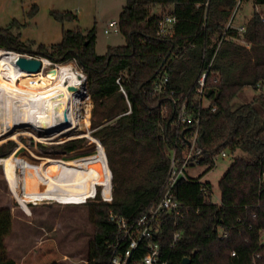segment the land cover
I'll use <instances>...</instances> for the list:
<instances>
[{
	"label": "trees",
	"instance_id": "16d2710c",
	"mask_svg": "<svg viewBox=\"0 0 264 264\" xmlns=\"http://www.w3.org/2000/svg\"><path fill=\"white\" fill-rule=\"evenodd\" d=\"M252 3L262 11H253L243 24L245 30L239 33L233 27L226 29L235 0H126L117 20L126 42L108 46L105 54L95 52L94 25L86 30L62 29L61 40L51 44L22 40L19 30L25 22L15 18L0 27V48L39 55L52 62L74 60L85 75L94 137L88 136L95 152L84 158L106 165L95 195L88 198L108 201L112 184L110 202L90 203L87 208L93 233L86 264L109 263L110 244L118 234L116 224L108 218L109 210L133 219L158 197L176 138L171 124L175 118L172 99L193 91L206 69L204 96L208 106L201 110L199 122L201 164L210 170L214 155L223 149L232 156L218 182L220 202L211 200L208 182L199 177L181 178L174 195L183 215L165 216L162 232L155 240L168 264H182L184 257L190 258L189 264H254L253 257L256 264H264V243L259 241V230L264 229V0ZM155 6L161 7L163 14L151 12ZM36 12L37 5L32 4L26 15L31 17ZM50 14L62 23L77 19L68 10H52ZM165 15L176 19L170 36L158 33V22ZM225 29L228 36L220 41ZM163 70L169 76L171 94L153 90ZM244 87L258 92L250 101L234 106V98ZM188 95L191 98L192 94ZM2 138L0 134V142ZM78 141L66 142L63 150H73ZM13 146L12 142L0 146V156L8 155ZM1 164L20 205L31 202L19 197L20 189L9 169L13 164ZM12 219L10 207H1L0 264H18L9 255L5 241ZM221 228L228 233L226 238H221ZM175 231L181 236L170 247ZM44 240L30 250L37 252ZM232 251L235 256H231Z\"/></svg>",
	"mask_w": 264,
	"mask_h": 264
},
{
	"label": "rangeland",
	"instance_id": "374dc122",
	"mask_svg": "<svg viewBox=\"0 0 264 264\" xmlns=\"http://www.w3.org/2000/svg\"><path fill=\"white\" fill-rule=\"evenodd\" d=\"M54 1L56 7H64L68 9V11L75 13L77 19L80 16V10L78 9L79 7L81 8L82 14L81 18H79L80 20L78 21L76 19L73 22H68L69 24H74L69 27L73 29L79 27L86 30L94 25V49L97 54H105L108 46L125 44L126 40L124 35L119 31H113L109 23L118 20L119 13L125 5L126 0H85V2L81 1L80 4L78 0ZM10 5H12L11 12L8 13H18V0H0V25L2 27L7 25L5 24L7 16L3 13L2 9L3 7L6 9V7L8 8ZM253 11L261 12L262 9L258 6L254 7L252 0H242L237 9L232 12V24L236 26L244 24ZM151 12L163 14L162 8L158 6L152 7ZM12 19L13 18H9V21L7 20L8 23H10ZM106 27H109L108 33L104 32ZM15 52L19 53V55L28 57L45 58L27 52ZM57 65H67L83 77L82 84L76 91L81 93L85 92L86 94L83 99L81 98L78 102L75 111L79 116L88 114L89 124L86 131H84L81 136L63 139L41 138L37 140L34 136L24 133L19 134L16 139L5 137L2 138L4 141L0 142V146L10 144L11 142L14 146L8 155L0 156V159L8 156L10 157L12 153H16V160L23 157L37 164L43 161L42 158L44 157L73 160L94 154L95 146L90 138V136L94 137L91 134L93 129L90 125L92 101L86 89L85 75L74 60L65 62L50 61L44 71ZM34 79L38 80L39 77L34 76ZM257 92V90L251 87H244L234 98L233 105L237 106L241 103L250 101ZM34 133L43 136V132L34 131ZM89 134L90 136H88ZM70 140H79L78 146L73 150L64 151L62 146ZM9 157L8 161L13 164V167L10 165L9 169L11 175L15 178L16 186L20 189L19 197L21 200L27 201L22 196L21 187L16 181V177L21 175L19 173L20 171L17 169L15 161L10 160ZM231 161L232 156L229 154L224 158L218 156L215 159L214 166L210 170L206 171V166L202 164L189 167L187 173L191 177H199L200 181L208 182L213 189L211 200L214 203H219L220 190L218 182ZM99 202L108 201L87 198L86 201L78 204L60 203L55 200L43 199L35 202H28L26 205L22 206L12 194V188L6 178L3 165L0 163V208L4 206L10 207L13 215L12 230L5 241L9 255L18 261L19 264H86L85 258L88 251V240L93 233V225L90 222L87 208L90 203ZM44 238L43 247L38 249L37 252H32L30 248L34 247Z\"/></svg>",
	"mask_w": 264,
	"mask_h": 264
},
{
	"label": "bare ground",
	"instance_id": "6f19581e",
	"mask_svg": "<svg viewBox=\"0 0 264 264\" xmlns=\"http://www.w3.org/2000/svg\"><path fill=\"white\" fill-rule=\"evenodd\" d=\"M18 56L15 51L0 48V134L16 139L24 133L37 140L81 136L89 124L88 114L79 116L75 111L86 94L76 91L83 77L67 65L44 71L50 63L47 58L41 59L38 71H27L16 64ZM34 131L43 132V136ZM8 157L0 159V163L9 162ZM9 159L15 161L20 171L16 181L22 196L31 202L43 199L84 202L95 195L96 184L106 173L105 164L84 157L73 160L44 157L36 164L23 157L16 160V153H12ZM110 192L111 182L108 200Z\"/></svg>",
	"mask_w": 264,
	"mask_h": 264
},
{
	"label": "built area",
	"instance_id": "2783aa9c",
	"mask_svg": "<svg viewBox=\"0 0 264 264\" xmlns=\"http://www.w3.org/2000/svg\"><path fill=\"white\" fill-rule=\"evenodd\" d=\"M241 1L235 0L233 12ZM261 18L264 20V13H261ZM231 19L232 15L226 25V29L233 27L239 33H242L245 30L244 25L235 26L232 24ZM175 21L176 19L173 15H165L160 18L158 33L163 36L172 35ZM109 25L113 31H119L117 21H112ZM226 29L223 31L220 41L228 36ZM104 32L108 33L109 27H106ZM234 39L246 45L249 44L242 38L234 37ZM206 75L207 69L202 71L198 77L193 91H188L187 94L172 99L175 107V118L171 124L175 126L176 138L168 156L167 175L160 188L158 197L152 200L133 219L125 218L109 210L108 218L116 224L118 234L116 241L110 244L112 254L108 264H168L167 258L162 254L160 244L155 238L162 232L165 216L180 218L183 215L180 204L174 195L175 185L181 178L187 179L189 177L187 173L189 167L202 165L201 159L203 155L199 146V122L201 110L208 106V100L204 96ZM117 82H119V78ZM168 84L169 76L167 71L163 70L155 80L153 90L156 93L171 94L173 89L169 90ZM120 90L124 92L121 85ZM189 93L192 94L191 98H189ZM214 109L215 106L211 107V110ZM165 112L166 108H163V113L165 114ZM227 155L228 151L226 149L221 150L214 155V163L218 156L224 158ZM203 189L206 190V187H203ZM110 201L111 193L108 202ZM252 216H255V213ZM227 234L225 230L220 229L221 238H226ZM180 236V231L174 232L170 247L174 245ZM259 241L264 243V229L259 230ZM235 254V251L231 252V256H235ZM257 257H259V254ZM252 261L256 264L254 257Z\"/></svg>",
	"mask_w": 264,
	"mask_h": 264
},
{
	"label": "crops",
	"instance_id": "0c3cea01",
	"mask_svg": "<svg viewBox=\"0 0 264 264\" xmlns=\"http://www.w3.org/2000/svg\"><path fill=\"white\" fill-rule=\"evenodd\" d=\"M78 1L79 4L81 3V1L85 2V0H78ZM32 4L37 5V12L31 17H27L26 11L29 10ZM55 4L56 3L54 0H18V7H17L18 13L15 14L8 13L11 12L10 10L12 8V5L8 6V8L6 7V9H4L3 7L2 9L3 13H5V15L7 16V19H5L4 17V19L6 20L5 24H8L9 18H13V19L15 18L21 23L25 22V25L21 27L19 30L20 37L22 40L32 39L35 40L36 42L45 43V44L57 43L61 40L62 29H73L70 28L69 26L70 25L73 26L74 24L68 23L73 21H64L62 23L56 21L52 17V15L50 14L52 10L55 11L68 10L65 9L64 7L63 8L59 6L56 7ZM78 10H80L79 12L80 16L77 19L79 21L80 20L79 18H81L82 11L80 7ZM0 27L2 26L0 25ZM237 42L241 43L240 41Z\"/></svg>",
	"mask_w": 264,
	"mask_h": 264
},
{
	"label": "water",
	"instance_id": "95a60500",
	"mask_svg": "<svg viewBox=\"0 0 264 264\" xmlns=\"http://www.w3.org/2000/svg\"><path fill=\"white\" fill-rule=\"evenodd\" d=\"M16 64L18 65L19 68L27 70V71H38L41 66V58L39 57H32V56H24V55H19ZM82 77V75H80ZM76 89V88H75ZM190 263V258L184 257L182 259V264H189Z\"/></svg>",
	"mask_w": 264,
	"mask_h": 264
}]
</instances>
